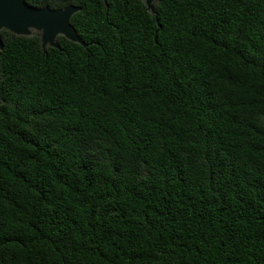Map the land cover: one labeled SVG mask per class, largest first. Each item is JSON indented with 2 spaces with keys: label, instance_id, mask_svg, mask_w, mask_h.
<instances>
[{
  "label": "trees",
  "instance_id": "obj_1",
  "mask_svg": "<svg viewBox=\"0 0 264 264\" xmlns=\"http://www.w3.org/2000/svg\"><path fill=\"white\" fill-rule=\"evenodd\" d=\"M82 44L0 37V264H264V0H25Z\"/></svg>",
  "mask_w": 264,
  "mask_h": 264
},
{
  "label": "water",
  "instance_id": "obj_2",
  "mask_svg": "<svg viewBox=\"0 0 264 264\" xmlns=\"http://www.w3.org/2000/svg\"><path fill=\"white\" fill-rule=\"evenodd\" d=\"M144 1L146 8L156 13L154 0ZM79 9L80 7L76 5L62 9L36 8L25 0H0V31L5 28L17 35H29L31 30L39 31L43 48L47 44L58 48L55 39L59 34L82 44V40L70 24L71 16ZM2 47L3 41L0 37V49Z\"/></svg>",
  "mask_w": 264,
  "mask_h": 264
}]
</instances>
